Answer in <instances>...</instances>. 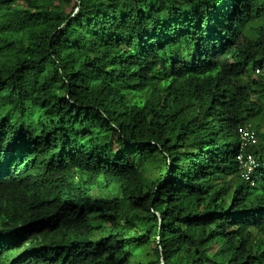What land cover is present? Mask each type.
Wrapping results in <instances>:
<instances>
[{
	"label": "trees",
	"instance_id": "obj_1",
	"mask_svg": "<svg viewBox=\"0 0 264 264\" xmlns=\"http://www.w3.org/2000/svg\"><path fill=\"white\" fill-rule=\"evenodd\" d=\"M0 264H264V0H0Z\"/></svg>",
	"mask_w": 264,
	"mask_h": 264
},
{
	"label": "built area",
	"instance_id": "obj_2",
	"mask_svg": "<svg viewBox=\"0 0 264 264\" xmlns=\"http://www.w3.org/2000/svg\"><path fill=\"white\" fill-rule=\"evenodd\" d=\"M260 73V71H258ZM241 136V150L236 160L244 180L251 182L253 173L259 168V164L252 153L247 152L249 146L256 145L258 138L255 131L250 127L241 128L239 130Z\"/></svg>",
	"mask_w": 264,
	"mask_h": 264
},
{
	"label": "rangeland",
	"instance_id": "obj_3",
	"mask_svg": "<svg viewBox=\"0 0 264 264\" xmlns=\"http://www.w3.org/2000/svg\"><path fill=\"white\" fill-rule=\"evenodd\" d=\"M258 74V73H257Z\"/></svg>",
	"mask_w": 264,
	"mask_h": 264
}]
</instances>
